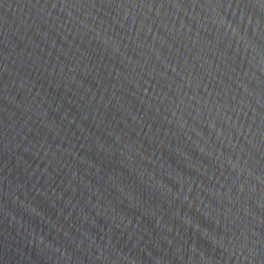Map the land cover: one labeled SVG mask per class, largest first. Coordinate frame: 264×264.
I'll use <instances>...</instances> for the list:
<instances>
[{"label": "water", "instance_id": "water-1", "mask_svg": "<svg viewBox=\"0 0 264 264\" xmlns=\"http://www.w3.org/2000/svg\"><path fill=\"white\" fill-rule=\"evenodd\" d=\"M0 264H264V0H0Z\"/></svg>", "mask_w": 264, "mask_h": 264}]
</instances>
